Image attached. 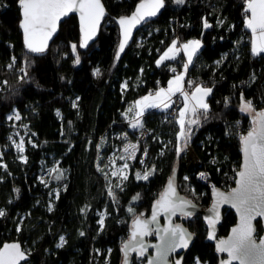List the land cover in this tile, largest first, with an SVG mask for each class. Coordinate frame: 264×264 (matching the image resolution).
<instances>
[{
  "label": "trees",
  "instance_id": "obj_1",
  "mask_svg": "<svg viewBox=\"0 0 264 264\" xmlns=\"http://www.w3.org/2000/svg\"><path fill=\"white\" fill-rule=\"evenodd\" d=\"M102 1L107 16L93 42L79 47L77 19L70 14L44 53H30L19 28L17 0H0V206L5 211L0 217V243L19 239L25 248L26 240L31 248L27 264H120V244L128 235L131 217L128 207L147 212L176 164L179 192L200 206L207 205L209 189L196 179V173L206 169L219 183L226 172L239 168L241 140L230 129L250 123L248 114L240 110L242 97L253 108L264 97V53L253 55L250 49L245 0H185L183 5L165 0L158 17L136 31L119 59L114 17L130 12L139 0ZM205 21L210 27L204 26ZM175 37L200 38L201 46L188 65L185 81L212 88L207 96V117L200 116L189 141L195 162L183 163L182 153L176 151V114L167 116L168 108L149 109L141 116L140 126L148 127L150 133L137 142L139 150L128 178L109 195L102 168L117 142L111 135L127 131L135 140L138 128H129L124 111L144 92L166 84L172 69L181 68L182 52L156 63ZM72 44L77 45L75 54ZM11 56L15 64L8 68ZM97 68L100 75L94 74ZM123 81L126 87H121ZM13 107L25 115L33 132V142H27L24 149L26 161L17 157L6 140L9 127L5 118ZM142 150L145 163L156 168L147 180L137 179L135 174V167L143 165L138 162ZM43 169L47 171L44 176ZM42 180L48 184L44 186ZM137 194L140 198L134 201ZM101 209L105 212L103 225L97 222ZM183 222L194 236L182 264H192L197 258L203 264H218L223 254L218 256L214 242L204 240L207 226L203 217L195 214ZM234 222L233 211L224 208L216 236L225 235ZM256 225L260 234L258 220ZM61 234L64 243L57 247Z\"/></svg>",
  "mask_w": 264,
  "mask_h": 264
},
{
  "label": "snow or ice",
  "instance_id": "obj_2",
  "mask_svg": "<svg viewBox=\"0 0 264 264\" xmlns=\"http://www.w3.org/2000/svg\"><path fill=\"white\" fill-rule=\"evenodd\" d=\"M18 6L21 10V18L19 21V28L22 30L23 42L25 48L30 53H44L48 48V41L52 38L53 34L57 31L58 22L62 17L68 16L69 13L78 12L80 19V29L82 33L81 43L79 47L83 48L87 45L88 41L95 35L99 26L100 20L105 15L104 6L101 0H17ZM178 5H183L185 0H175ZM246 7L245 13H250V16L246 15L245 25L252 32V54L259 55L264 53V0H245ZM165 6V0H141L137 5L136 10L131 16H123L119 19V24L122 29L124 39L119 44L118 51L116 53V59H119L120 53L123 52L128 39L131 36V29L137 24L144 21L146 17L156 16L161 8ZM204 26L210 27L205 21ZM182 49L188 57V63L185 64V72L188 69V65L192 64L193 57L197 54L200 48L199 40H190L181 45ZM72 51L75 54L77 51V45H71ZM177 40H173L171 45L164 51L160 59L156 61L157 65H160L165 60L174 59L172 55L178 51ZM75 63L79 64V56L76 55ZM219 63V62H217ZM15 64V58H13L12 67ZM23 71V69H21ZM175 72V69H172ZM95 75H100V69L97 68L94 71ZM27 75V73H25ZM184 74H179L169 81L167 89L160 88L155 94L149 93V95L141 98L135 102V107L139 110L136 111L137 117L143 115L145 108L160 107L161 104L165 108L170 107L166 102L175 95L177 92L182 91V81ZM191 81L189 84L191 85ZM126 87V85H125ZM212 92V88L203 87L197 85L195 90L191 93V100L194 101L191 107L188 104L187 92L183 93L185 98L184 107L179 111V124L180 131L177 134V140L181 139L184 145H187L190 139L191 125H198L200 123V116L207 117L209 105L205 102V98ZM79 98H77L78 100ZM241 108L242 112L252 110V102L244 101L243 97ZM76 103H73V107H76ZM129 112L133 109L129 108ZM59 115V112L57 113ZM127 115V114H125ZM15 118L20 119L19 114L15 116H9L11 120ZM254 124L258 123V127H253L247 135L241 136L242 152H243V164L241 169L237 172L238 179L236 180V187L231 190L230 193L225 194L218 189H214V195L217 197L210 211L213 216L206 217L210 226L214 228L216 221L219 218L218 206L220 204H230L236 209L240 215V224L234 227L232 235L228 239H219L216 244L217 252L228 254L229 259L221 261V264H231L232 261H239V264H264V238H261L259 243L254 238L256 227L253 221L257 217L264 218V111L257 113V117L253 120ZM132 127L140 126V121L137 119L136 123L131 125ZM17 135H19L17 133ZM11 139V137H9ZM13 143H16L13 141ZM135 147L134 145L132 146ZM16 148L19 152L24 151V139L20 138L19 143H16ZM125 152L128 151V146H125ZM179 154L182 148L179 146L176 149ZM146 154V152H145ZM26 161V157H21ZM130 158H134L130 157ZM124 159V157H121ZM128 165L124 164L123 168H127ZM123 169H121L122 173ZM155 169L151 171H145L136 173L137 179L147 180ZM113 176H117L116 172L112 173ZM202 177L205 173L200 174ZM62 176V173H61ZM61 176H57L60 179ZM121 179L126 180V175H121ZM187 179V177H185ZM44 182L43 180L41 181ZM109 195H113L111 189ZM139 194L133 197V200H138ZM194 205L190 201H187L178 196L175 186V176L169 177L166 187L160 193L159 199H157L152 208L151 220H142L140 216H137L133 221V231L131 233V239L129 242L124 243L123 249L125 252V264H127L128 251H138L141 256L144 255L146 247L142 242V238L151 234L149 229L150 223H158L157 216L160 213L166 215L168 219V226L164 228H156V233H163L161 236V246L158 248V259H166L169 252H174L177 248L187 249L189 242L192 239V234L181 227L180 224H173L171 217L180 215L184 217H191L193 213L188 211V208H192ZM51 210V208L49 209ZM129 213H134L132 207L128 208ZM5 212L0 210V217H3ZM142 215V214H141ZM99 223L103 225L104 220L101 217ZM83 235V233H81ZM139 238V239H138ZM215 231L208 233V239H214ZM135 242V243H133ZM64 243V237H60V244L57 247H62ZM139 245V247H137ZM26 259V254L21 250L19 243L4 244L0 248V264H20V261ZM148 264H153V260H149ZM175 264H181V260L177 259ZM196 264H201V261L197 258Z\"/></svg>",
  "mask_w": 264,
  "mask_h": 264
},
{
  "label": "rangeland",
  "instance_id": "obj_3",
  "mask_svg": "<svg viewBox=\"0 0 264 264\" xmlns=\"http://www.w3.org/2000/svg\"><path fill=\"white\" fill-rule=\"evenodd\" d=\"M245 7H246V3H245ZM246 15L250 16V13H247V14L245 13L244 21H245ZM244 25H245V23H244ZM245 27H246V25H245ZM248 31L250 33L249 34L250 49H252V39H253V36H252L251 30L248 29ZM174 39L177 40L176 38H173L169 42V44L164 48V50L159 54V56L156 59V61L158 59H160L161 55H163L164 51L167 50V48L171 45V43H172V41ZM190 40H199L200 41V46H201V40L198 37H189V38L180 40V42H177V49H179V50L176 51V52H174L172 55L176 56L179 52H182L183 55H184V63L181 66L180 69L176 70L169 77V79L167 80V86H169V81L170 80H173L176 75H179V74H182V73L184 74V78H183V81L181 83H182V85L184 84V81H185V78H186V72H185L183 66L188 63V57L185 54V51L182 49L181 45L184 44V43H186V42H188V41H190ZM7 67L9 68V66H7ZM13 70L14 71H20L19 68H14ZM124 85H125V82L123 81L121 83V87H124ZM197 85H200V86H203V87H210L209 85L203 84L201 82L191 83L190 96L188 97L189 107H191L192 104L194 103V101L191 100V93L195 90V87ZM160 88H162V87L159 86L154 91L148 90V91L144 92L143 94H141L139 97H137L135 100H133L128 105L129 108H132L133 109V111L131 112V114H133L134 116H136L135 113H136V111L139 110L137 107H135V102L136 101L141 100V98L149 95V93H152L154 95L155 92H157ZM74 101H75V99L72 100L73 103H74ZM205 102L207 103V97L205 98ZM241 103H242V99H241V102H240V108H241ZM168 104H169V101H168ZM184 104H185V98L183 97V101L179 105L178 110H177V114H176V122L178 124V131L176 133V139H177V134L180 131L179 111L184 107ZM152 108H165V107L163 106V104H161L160 107H149V108H145L144 111H143V113H145L147 110L152 109ZM246 112H248V117L250 119L249 122L252 125H254V123H253V120L255 119L254 118L255 117L254 110L252 109V110H249V111H246ZM17 113L20 116V119L19 120H16L15 118H13L11 120L8 119L9 116H13L14 117L15 114H17ZM125 114H127V115H125ZM129 115H130V113L128 112L127 109H125L124 116L129 118L130 117ZM137 119L140 121V125H141V117L140 116L139 117L136 116V118H134L132 120L131 124L136 123V120ZM5 120H6V123H7L8 127H9L8 133L6 134V140H7L8 146H11L12 149L14 150V152L16 153L17 157L20 160H23L24 161V159H22L21 157H26L25 156V153H24V151L21 153V152H19L17 150L16 143H19L20 138L23 137V139H24V149H25V145H26L27 142H29V144H31L33 142V140L31 139V136H32L33 132L30 130V128L28 126V122L25 119V115H22L20 113V111H18L17 108H15V107H13L10 111H8V113L6 114ZM131 128L132 129H137V128H139V126H137L135 128L131 126ZM190 128H191V131H190V137H191V135H192V133L194 131L195 125H191ZM17 133L19 135H17ZM111 136L114 137V138H116L117 139V142H114L112 150L106 155V157H105V167L102 168L103 171H104V174L106 175V179H107L106 187H107V190L108 191L110 189H111V191H113V189L115 187H118V186H120L122 184V182L124 180L121 179L120 176L121 175L128 176L131 167L135 165V163H134L135 157H136V154L138 153V150H139V143H137L132 138V135H131L130 132H127V131H114ZM9 137H11V139H9ZM166 139L168 140V138H166ZM13 141H15L16 143H13ZM189 141H190V139L188 140L187 145L185 146L182 139L180 141L177 140L178 146L180 148H182V151H181V153L183 155L182 162L185 163V164H188L190 162H195V155L192 152V149H191V146H190ZM126 145L128 146V151L127 152H125V150H124ZM133 145L135 146L134 148L132 147ZM1 149H2V145L0 144V164L3 165V162L1 160V157H2ZM133 156H134V158H130V157H133ZM121 157H124V159H121ZM124 164H127L128 167L127 168H123V165ZM97 166L99 168H101V164H99L98 162H97ZM175 166H177V164ZM153 168L156 169L154 165H151V164H149V162H146L143 165H139L138 167H135V174L139 172L142 175L145 171H151ZM121 169H123L122 173H121ZM42 171H45V169L41 170L40 172H42ZM113 172H116L118 175L117 176H113L112 175ZM39 177L41 179L43 178L40 174H39ZM47 184H48V181H45L44 182V186H46ZM190 188H191V194H192V196H195V192L192 190V186ZM52 189L54 191H56L57 187L54 186ZM134 201H136V200H134ZM129 207H132L134 209V213H136V212L140 213V211L136 210V208L134 206H129ZM0 210H3L4 211V209L1 206H0ZM130 214H131V216L133 215V213H130ZM104 216H105L104 210L103 209L98 210L97 211V217H98L97 218V222L99 223L101 217L104 218ZM15 228H16L15 231H16V235H17L18 232H19V230H20V225L17 224ZM61 236L64 237V235L61 234L59 236L57 242H56V245L60 244V237ZM24 244H25V249L27 251H30L31 250L30 245L27 244L26 240H24ZM196 260L197 259H195L192 262V264H196ZM23 264H27V263H23ZM201 264H203V263L201 262Z\"/></svg>",
  "mask_w": 264,
  "mask_h": 264
},
{
  "label": "water",
  "instance_id": "obj_4",
  "mask_svg": "<svg viewBox=\"0 0 264 264\" xmlns=\"http://www.w3.org/2000/svg\"><path fill=\"white\" fill-rule=\"evenodd\" d=\"M141 2V0H139L134 6L133 8L131 9L130 12H128L127 14H124V15H121V16H118V17H114V22L116 24V26L118 27V34H119V38H118V45H117V51H118V48H119V44L121 43V41L124 39L123 37V33H122V29H121V26L119 24V19L123 16H131L132 13L136 10V7L137 5ZM101 3L103 4L104 6V10H105V15L103 16V18L100 20L99 22V26L96 30V33L95 35L92 37L91 40L88 41L87 44L93 42L97 35H98V32H99V29H100V26L103 22V19L107 16V10H106V7L103 3V1L101 0ZM164 8V7H163ZM160 9V11L157 13L156 16H153V17H146L144 21H141V23L137 24L134 28L131 29V36L130 38L128 39L126 45H125V48L132 42L133 38H134V35L136 33V31L143 25L145 24L146 22L150 21V20H153L155 19L156 17H158V15L161 13L162 9ZM20 10V8H19ZM70 14H74L76 16V19H77V24H78V28H79V32H80V40L82 38V33H81V29H80V19H79V13L78 12H72V13H69L68 16ZM67 16L65 17H62L61 20L58 22V25H57V31L53 34L52 38L48 41V46L49 44L51 43V41L54 39V37L56 36L58 30H59V26H60V23L66 18ZM20 18H21V10H20ZM20 21V20H19ZM21 33H22V30L20 29ZM23 36V34H22ZM124 48V49H125ZM122 53V52H121ZM120 53V54H121ZM261 111H264V108H261V109H256L254 110V113H255V117H257V113L261 112ZM253 127H258V123L257 124H254L252 127H250V129L247 131V133L249 131H251L253 129ZM247 133L245 135H247ZM240 150H241V159H240V165H239V168L237 170V172L241 169V166L243 164V152H242V144H241V147H240ZM237 172H236V179H235V183L234 185L232 186L231 189L229 190H223V189H219L218 187H211L212 190H211V193H210V201L207 205L205 206H200L199 204H197L195 201L191 200L190 198H188L187 196H185L184 194L180 193L179 190H178V187H177V184H176V169H175V166L172 168V173L169 177L171 176H175V186H176V190H177V193H178V196L187 200V201H190L192 205H194V207L192 208H188L187 210L188 211H191L193 213V215L195 214H199L203 217L204 219V222H205V225L207 226V236L204 238V240H210L208 239V233L210 231H215V237L214 239H211L210 241H213L214 242V246H215V251L216 253H218V256H219V253L220 252H217L216 250V244L218 242L219 239H228V237H230L232 235V229L234 227H237L239 224H240V215L239 213H237L236 209L233 208L230 204H220L218 206V212H219V218L218 220L216 221L215 225H214V228L212 226L209 225L208 223V220L206 219V217H209V216H213L214 214L210 211V209H212L213 207V204L214 202L216 201L217 197L214 195V189H218L220 192H223L225 194H228L231 192V190L233 188H235L237 185H236V180L238 179L237 177ZM169 177L167 178L166 182L164 183L163 187L161 188V190L159 191L158 195L156 198H154L149 206V209L148 211L146 212L144 209H142L140 211V213L136 212L135 214H133L130 219H129V222H128V225H129V229H128V235L123 239V241L121 242L120 244V248H121V251H122V258H121V261H120V264H125V252H124V249H123V245L124 243L126 242H129L130 239H131V233L133 231V221L136 219L137 216H140V218L142 220H151V215H152V208H153V205L155 203V201L157 199H159V195L160 193L164 190V188L166 187V184H167V181L169 179ZM224 208H229L233 211V213L235 214V222L229 227L227 233L225 235H221L220 237H217L216 236V225L219 223V221L221 220V214H222V211ZM142 214V215H141ZM193 215L189 218H192ZM184 217L182 215H180L179 213H177V215L171 217L172 219V222L173 224H180L182 228H184L185 230H187L188 233L192 234V239L190 240L189 242V246L191 245V242L193 240V236H194V233L187 227V225L181 221V220H177V217ZM187 217H184V219H186ZM259 221L260 223V226H261V232L260 234H257V230L256 232L254 233V238L256 239V242L259 243L260 239L261 238H264V218L262 217H257L256 220L253 221V224L254 226L256 227L257 229V225H256V221ZM157 221L158 223H150L149 224V229L151 230V234L149 235H146L142 238V242L144 244V246L146 247V251L144 252V255L141 256L139 254L138 251H128V255H127V264H131V254L133 253H136V255H138L139 257L143 258L145 257L144 261L140 264H148V261L149 260H153V264H175V261L177 259H180L181 260V264H182V259H183V253L185 252L186 249H183V248H177L174 252H169L168 255H167V258L166 259H158L157 256H158V248L161 246V236L163 235V233H160V234H157L156 233V228L159 227V228H164V227H167L169 222H168V219L166 217L165 214L163 213H160L158 214L157 216ZM139 239V238H138ZM11 244V243H19L21 245V250L25 252L26 254V259L25 260H22L20 261V264H23L25 261H27L29 259V253L28 251L23 247L21 241L19 239H7V240H4L0 243V248L3 247L4 244ZM135 243V242H133ZM188 246V248H189ZM137 247H139V245H137ZM223 254V257L220 259L219 257V261H218V264H221V261H226L229 259L228 257V254L226 252L222 253ZM177 255V256H176ZM174 262V263H172ZM231 264H239V261H232Z\"/></svg>",
  "mask_w": 264,
  "mask_h": 264
},
{
  "label": "built area",
  "instance_id": "obj_5",
  "mask_svg": "<svg viewBox=\"0 0 264 264\" xmlns=\"http://www.w3.org/2000/svg\"><path fill=\"white\" fill-rule=\"evenodd\" d=\"M172 30H174V28H171ZM177 38V37H176ZM13 56L10 57V62L8 65L12 64L13 62ZM160 87L166 89L167 83L166 84H161ZM191 85L184 81V84L182 85V91L181 92H177L175 95H172L171 98L169 99V105L170 107H168L166 115L167 116H174L176 114V111L179 107L180 102L183 100V93L187 92L190 96V91H191ZM188 96V97H189ZM261 109L264 108V97L263 99L260 101V104L258 107L253 108V110L256 109ZM253 125L251 123H247L244 126H237V127H231L230 131L232 130V132L235 134V136L237 138L240 139L241 136H244L247 131L250 129V127H252ZM150 133V129L146 126H139V128L135 131V141H144L147 136ZM225 134H228V131L225 132ZM145 158H146V154H145V150L140 151L139 154V158H138V162L140 164H144L145 163ZM214 158L211 157L210 161H213ZM237 168H235L234 170L228 171L225 173V176L223 179H221L219 181V183L215 182L213 179H211L210 173L206 170V169H202L200 171H198L196 173V179L200 182L205 184L208 189H209V195L211 193L212 188L211 187H218L219 189H223V190H229L232 188V186L235 183V179H236V172H237ZM201 173H205V176H201ZM45 174H47V171H43L41 173L42 176H44Z\"/></svg>",
  "mask_w": 264,
  "mask_h": 264
},
{
  "label": "flooded vegetation",
  "instance_id": "obj_6",
  "mask_svg": "<svg viewBox=\"0 0 264 264\" xmlns=\"http://www.w3.org/2000/svg\"><path fill=\"white\" fill-rule=\"evenodd\" d=\"M177 220L183 221L184 220V217H180L179 216V217H177ZM144 259H145V257L141 258L138 255H136V253L131 254V264H134L135 263V260H138L139 261L138 264H140V263H142L144 261Z\"/></svg>",
  "mask_w": 264,
  "mask_h": 264
},
{
  "label": "crops",
  "instance_id": "obj_7",
  "mask_svg": "<svg viewBox=\"0 0 264 264\" xmlns=\"http://www.w3.org/2000/svg\"><path fill=\"white\" fill-rule=\"evenodd\" d=\"M176 38V37H175ZM177 39V42H180V40L178 39V38H176ZM168 101L169 100H167L166 102L168 103ZM183 101V100H182ZM182 101H181V103H182ZM245 101H247V100H245ZM127 110H129V107L127 106V108H126ZM253 109V108H252ZM178 110V109H177ZM129 112V111H128ZM245 113H247L248 114V112H246V111H244ZM130 113V117L128 118V117H125V120L126 121H128V125H129V128H131V122H132V120L134 119V118H136V116H134L133 114H131V112H129ZM176 114H177V111H176ZM141 117V116H140ZM175 119H176V116H175Z\"/></svg>",
  "mask_w": 264,
  "mask_h": 264
}]
</instances>
